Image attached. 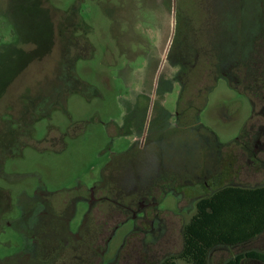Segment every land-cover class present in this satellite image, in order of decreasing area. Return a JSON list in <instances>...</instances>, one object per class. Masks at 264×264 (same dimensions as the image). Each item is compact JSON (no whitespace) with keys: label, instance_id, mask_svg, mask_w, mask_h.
<instances>
[{"label":"rangeland","instance_id":"1","mask_svg":"<svg viewBox=\"0 0 264 264\" xmlns=\"http://www.w3.org/2000/svg\"><path fill=\"white\" fill-rule=\"evenodd\" d=\"M185 19L192 20L195 28L206 25L208 19L209 25L213 21L218 46L227 51L228 42L235 43L237 63L235 87L219 79L199 118L222 146L210 147L200 141L202 153L195 152L199 154L195 161L205 170L217 164L225 167L215 188L264 182V168L249 162L254 159L250 151L254 140L264 142L263 131L256 135L264 125V115L258 112L263 107V92L252 87L258 95L253 98V113L245 95L252 69L244 58L251 47L260 52L263 46L264 59V0H0V147L17 144L0 158L4 172L0 174V264L23 245L19 206L26 204L36 187L57 207L68 196L84 195L85 189L101 178V168L112 164L108 185L118 190L122 202L134 204L144 182L127 181L132 169L124 170L121 164L133 159L130 150L139 140L148 138L161 96L170 100L167 108L173 110L178 86L170 80L168 91L161 84L171 75L166 54L184 35ZM209 28L196 38L199 44L210 39ZM139 83L148 86V103L136 100ZM135 106L143 108L137 113L143 117L140 129L124 123L126 116L135 114ZM137 157L133 162L141 171L148 151ZM258 157L264 161V151ZM184 159L181 162H186ZM181 162L177 168L186 164L191 168ZM156 183L157 188L164 182ZM198 198L185 196L177 204L167 193L158 201L166 232L147 245L155 255V264L164 255L181 250L182 228L195 213ZM108 206L107 216L114 222L118 213ZM83 212L84 204L77 203L72 231ZM132 228L130 221L122 225L104 260L114 256ZM82 231L88 234V226ZM142 233H128L115 264H137L134 251ZM82 238L75 241L76 248L82 245ZM92 243L84 264H99L98 250L103 247L99 238ZM58 244L63 258L64 244ZM235 252L218 249L211 254L210 264H219ZM54 264L79 261L74 262L68 252L65 261Z\"/></svg>","mask_w":264,"mask_h":264},{"label":"flooded vegetation","instance_id":"2","mask_svg":"<svg viewBox=\"0 0 264 264\" xmlns=\"http://www.w3.org/2000/svg\"><path fill=\"white\" fill-rule=\"evenodd\" d=\"M183 22L184 35L181 36L176 46L169 47L166 54L167 58H165L169 63L168 74L171 75L169 78H164L161 84V86L165 84L168 91L171 90L170 80L176 82L178 86L173 110L167 108V105H170V100L161 96L157 101L158 116L154 119L152 131L147 133L148 138L139 140L137 146L133 147L134 151L130 150L133 159H127L126 163L123 164L124 166L121 164L124 170L128 167L132 169L131 176L126 177L127 181L144 182L142 186L144 188L138 194L137 201L135 200L133 205L122 202L118 199V194H120L117 193L118 190L114 186L108 185V176H110L108 171H110L112 164H106L101 168V178L88 189H85L84 195L68 196L57 207L43 195L45 192L42 188L36 187L33 195L27 197L26 204L19 206L21 210L19 220H22L25 228L19 229L23 238V245L18 253L1 261L2 264H54L59 260L65 261L68 252H71L74 262L79 261V264H84L89 259L92 241L97 238L103 247L98 250V263L115 264L118 262L119 252L125 245L128 233L134 230L143 231L138 250L134 251L137 264H155V255L150 253L147 245L161 239L166 232L164 220L159 217V214L164 211L158 210V201L167 193H171L176 198L177 204L180 198L189 195L193 198L199 197V200L203 196L213 194L220 188L215 187L219 185L221 180L219 182L218 180L221 179L224 173L222 170L225 167L217 164L215 168L208 167L205 170L203 165L195 161V158L199 159V154H195V152L201 151L202 153L203 145H200V141H205L210 147L219 148L222 146L211 131L200 124L199 118L201 113L206 111L204 106L208 101V95L214 90L219 79L230 86L232 85L231 87H235L233 84L237 65L235 43L229 41L227 51L220 48L214 38L213 21L209 25V19L207 24L201 25L200 28L198 27L199 29L192 25L190 19H185ZM233 24L234 21L230 22L229 27ZM206 26L210 27L208 29L210 39L199 44L196 38L200 33H204ZM262 53L263 46L260 52H255L251 47L244 56L248 59L252 69L249 71L251 74L248 80L250 85L247 86L249 92H246L245 95L248 96L253 113L256 107L253 98L258 95L253 93L252 87L259 90L257 93L263 92L264 100V59ZM148 58L147 60H149ZM124 71L129 73L128 68H125ZM195 72L198 74L193 79L191 75ZM147 91L148 86L139 83L135 92L136 100L141 98L143 102L147 101L148 103L149 94ZM142 109L135 106V114L126 116L124 123L128 125L132 123L135 129H140L143 117L137 113H142ZM258 112L264 115V102L263 107ZM257 130L256 135L262 131L264 133V125L263 130L261 127ZM15 145L17 144L11 142L2 144L0 158L10 154ZM146 151H148L147 161L144 162L143 169L138 171L134 162L139 158L138 155ZM250 151L254 159H250L249 162L263 169L264 161L259 159L258 153L264 151V142L261 143L255 139ZM217 152H220L219 149ZM183 158L188 164H191L190 169L187 164L177 168ZM257 160L259 161L257 162ZM186 162L181 163L185 164ZM2 164L0 161V174H4ZM159 181L164 183L156 188L158 185L156 182ZM137 191L140 190L137 188ZM77 203L84 204V212L76 230L72 231L70 224L76 216ZM108 205L114 207L118 213L116 219L112 220L114 222H110L107 216ZM123 216L124 219L121 220L120 217ZM128 221L133 225L132 230L126 233L114 256L104 260L110 242L122 225ZM85 226H88V234L82 231ZM147 236H150L149 240H146ZM81 237H83L82 245L76 248L74 243ZM58 243L64 244L62 246L65 251L63 258L59 252L61 245ZM140 248H142V254H139ZM164 256L159 264H162L169 255Z\"/></svg>","mask_w":264,"mask_h":264},{"label":"trees","instance_id":"3","mask_svg":"<svg viewBox=\"0 0 264 264\" xmlns=\"http://www.w3.org/2000/svg\"><path fill=\"white\" fill-rule=\"evenodd\" d=\"M263 230L264 182L222 186L196 202L195 213L182 228L181 250L162 264H210L216 248L249 242ZM245 258L264 264V251L246 252L225 264H242Z\"/></svg>","mask_w":264,"mask_h":264},{"label":"crops","instance_id":"4","mask_svg":"<svg viewBox=\"0 0 264 264\" xmlns=\"http://www.w3.org/2000/svg\"><path fill=\"white\" fill-rule=\"evenodd\" d=\"M218 249H235V253L232 255H229L226 258H223L220 260L219 264H225V262H227L228 260H230L232 257L246 253V252H251V251H255V252H263L264 251V230L263 232L257 236L256 238L252 239L249 242H245L242 244H237L234 246H220L218 248H216L212 254H214V252H216ZM242 264H259L258 262H256L255 260H251V259H244Z\"/></svg>","mask_w":264,"mask_h":264}]
</instances>
